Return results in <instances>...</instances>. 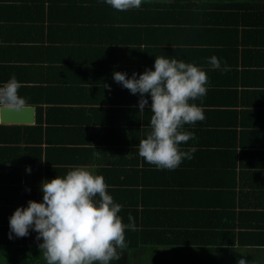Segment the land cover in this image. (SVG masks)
Here are the masks:
<instances>
[{"label": "crops", "instance_id": "1", "mask_svg": "<svg viewBox=\"0 0 264 264\" xmlns=\"http://www.w3.org/2000/svg\"><path fill=\"white\" fill-rule=\"evenodd\" d=\"M157 56L192 63L208 76L207 94L190 101L205 119L184 125L195 139L179 145L196 150L167 171L138 155L151 131L150 96L139 112V94L112 76L154 70ZM213 56L220 69L209 64ZM12 76L33 114L30 123H0L7 139L0 145V252L42 243L31 229L25 238H8L16 208L42 202L41 181L76 166L105 182L122 181L118 169L127 174L135 160L148 184L198 189L176 198L184 206L174 208L181 216L206 215L205 234L192 245L177 244L178 235L170 253L196 264L208 251L195 248H219L222 235L232 234L236 243L228 248L264 263V0H142L140 9L125 12L104 0H0V87Z\"/></svg>", "mask_w": 264, "mask_h": 264}, {"label": "clouds", "instance_id": "2", "mask_svg": "<svg viewBox=\"0 0 264 264\" xmlns=\"http://www.w3.org/2000/svg\"><path fill=\"white\" fill-rule=\"evenodd\" d=\"M104 2L120 12L142 6V0ZM208 62L213 69L221 68L215 56ZM153 67L154 70L146 69L139 76L133 73L130 78L126 73L113 72V81L130 94H139V112H144L148 104L145 95L150 96L151 131L139 141L138 155L158 170H175L183 159H191V153L196 150L185 152L179 145L195 139L192 132L183 131V126L205 119L204 109L190 101L207 94L208 76L192 63L165 56L155 57ZM221 70L229 69L225 64ZM21 87L12 76L0 87V106L23 110L27 102L18 94ZM104 87L111 90L108 85ZM40 191L42 202L29 200L27 207L16 208L10 216V240L27 237L30 229L36 232V239L42 240L38 247L46 264H111L120 259L127 246L125 231L135 230V224L131 216L127 225L123 223L118 215L122 205L108 194L103 176L76 166L63 178L56 176L50 181H41ZM237 264H247V261L240 259Z\"/></svg>", "mask_w": 264, "mask_h": 264}, {"label": "trees", "instance_id": "3", "mask_svg": "<svg viewBox=\"0 0 264 264\" xmlns=\"http://www.w3.org/2000/svg\"><path fill=\"white\" fill-rule=\"evenodd\" d=\"M214 6L216 7V5ZM193 7L201 8L200 5H193ZM3 135H6V132L0 127V145L7 142ZM133 155L135 156V153ZM161 170L167 171V169ZM137 172L134 160L127 174L118 169V179L122 175L124 180L105 182L108 185V194L113 197L115 203L122 205L120 215L123 223L127 225L129 216H131L135 224V230L126 229L125 242L127 246L122 250L120 259L111 262V264H189L190 259L185 260L181 256L176 257V253L168 252L171 251L170 245L174 244L178 235L181 239L177 244L192 245L197 244L200 241L199 236L205 234L200 230L206 224L201 221V219H207L206 215H200L198 219L190 211L182 216L181 211H175V208L182 210L184 206L181 201L175 200L176 198L199 193L198 189L194 191L192 189L189 193L190 191H184L183 187L191 189L192 185L168 181L148 184L137 175ZM176 189L180 190L176 191ZM201 207L200 210L204 208L203 205ZM189 213L190 216H188ZM184 218H193L196 219V222L181 221ZM178 219L179 222H176ZM169 228H175L178 232L170 231ZM230 236L231 238L228 240L222 235V246L219 248H195L196 254L208 251V256L199 259L200 261L196 264H201V262H203L202 264H237L238 260L244 259L238 249L228 248L236 243L233 235L230 234ZM0 242H2L1 238ZM172 250L175 251V249ZM231 256H233L232 259ZM244 260L247 261V264H264L261 261L251 263L248 258ZM8 263L46 264V261L39 247L18 246L11 250Z\"/></svg>", "mask_w": 264, "mask_h": 264}, {"label": "water", "instance_id": "4", "mask_svg": "<svg viewBox=\"0 0 264 264\" xmlns=\"http://www.w3.org/2000/svg\"><path fill=\"white\" fill-rule=\"evenodd\" d=\"M32 108L25 107L23 110L16 111L0 107V123H30L32 122Z\"/></svg>", "mask_w": 264, "mask_h": 264}, {"label": "rangeland", "instance_id": "5", "mask_svg": "<svg viewBox=\"0 0 264 264\" xmlns=\"http://www.w3.org/2000/svg\"><path fill=\"white\" fill-rule=\"evenodd\" d=\"M9 250L11 249H5L2 252H0V264H9ZM170 253V252H169Z\"/></svg>", "mask_w": 264, "mask_h": 264}]
</instances>
